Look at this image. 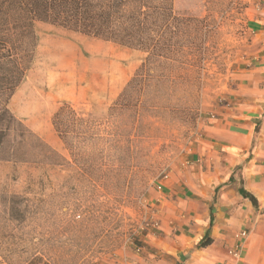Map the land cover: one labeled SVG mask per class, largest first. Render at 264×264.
Instances as JSON below:
<instances>
[{
	"label": "rangeland",
	"instance_id": "1",
	"mask_svg": "<svg viewBox=\"0 0 264 264\" xmlns=\"http://www.w3.org/2000/svg\"><path fill=\"white\" fill-rule=\"evenodd\" d=\"M168 1L164 56L35 25L8 107L45 147L21 131L0 142V264L136 260L157 219V186L187 169L204 123L230 102L264 16V0L155 4ZM64 104L83 119L69 145L52 124Z\"/></svg>",
	"mask_w": 264,
	"mask_h": 264
},
{
	"label": "crops",
	"instance_id": "2",
	"mask_svg": "<svg viewBox=\"0 0 264 264\" xmlns=\"http://www.w3.org/2000/svg\"><path fill=\"white\" fill-rule=\"evenodd\" d=\"M250 30L230 102L204 123L187 169L157 186L156 222L124 264H264V16Z\"/></svg>",
	"mask_w": 264,
	"mask_h": 264
},
{
	"label": "trees",
	"instance_id": "3",
	"mask_svg": "<svg viewBox=\"0 0 264 264\" xmlns=\"http://www.w3.org/2000/svg\"><path fill=\"white\" fill-rule=\"evenodd\" d=\"M156 1L0 0V142L11 132L21 131L20 137H33L45 147L8 107L32 58L37 23L53 25L123 46L143 48L150 56H164L161 34L157 32L160 20L163 22L161 27L167 29L170 26L173 7L169 1L159 7V4H155ZM143 66L137 70L128 86L136 80ZM82 122L83 119L68 104L60 107L52 118L55 131L67 145L71 128ZM240 192L256 208L259 207L253 195L244 189ZM212 243L213 240L207 235L199 243V247L205 248ZM29 264L37 263L32 261Z\"/></svg>",
	"mask_w": 264,
	"mask_h": 264
},
{
	"label": "built area",
	"instance_id": "4",
	"mask_svg": "<svg viewBox=\"0 0 264 264\" xmlns=\"http://www.w3.org/2000/svg\"><path fill=\"white\" fill-rule=\"evenodd\" d=\"M234 257L239 258L240 257V253L237 252V251H234Z\"/></svg>",
	"mask_w": 264,
	"mask_h": 264
}]
</instances>
